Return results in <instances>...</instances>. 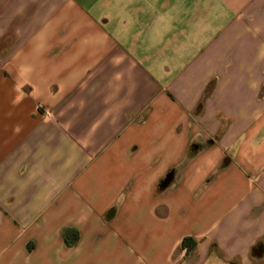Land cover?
Segmentation results:
<instances>
[{"label":"crops","instance_id":"obj_1","mask_svg":"<svg viewBox=\"0 0 264 264\" xmlns=\"http://www.w3.org/2000/svg\"><path fill=\"white\" fill-rule=\"evenodd\" d=\"M0 264H264V0H0Z\"/></svg>","mask_w":264,"mask_h":264},{"label":"trees","instance_id":"obj_2","mask_svg":"<svg viewBox=\"0 0 264 264\" xmlns=\"http://www.w3.org/2000/svg\"><path fill=\"white\" fill-rule=\"evenodd\" d=\"M63 238H64L65 243L67 245H72L77 240V234L75 231L68 229V230L64 231ZM182 246L185 247L187 249V251H190L194 248L195 244L191 241V239L184 238L182 241Z\"/></svg>","mask_w":264,"mask_h":264}]
</instances>
